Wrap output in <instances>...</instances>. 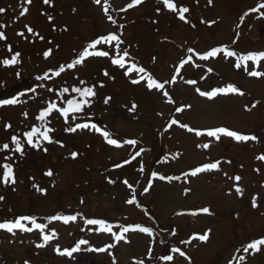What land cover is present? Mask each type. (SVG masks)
Returning a JSON list of instances; mask_svg holds the SVG:
<instances>
[{
  "label": "rangeland",
  "instance_id": "1",
  "mask_svg": "<svg viewBox=\"0 0 264 264\" xmlns=\"http://www.w3.org/2000/svg\"><path fill=\"white\" fill-rule=\"evenodd\" d=\"M173 2L178 9H190L185 13L188 23L159 0H143L132 10H126L132 0H101L100 4L95 0H51L48 5L43 0H32L30 5L26 0H0V7L6 9L0 14V31L7 37L0 40V61L16 51L21 53L18 64H0V92L5 85L16 93L17 84L25 83L20 94L5 98H18L16 105L0 107V164L11 163L16 178L14 185L0 181V196L4 197L0 222L14 221L19 214L32 216L48 225L46 234L55 230L58 236L38 248L36 245L43 243L38 230H16L15 235L0 230V264H114V260L115 264H264V245L259 246L260 251H244L249 243L264 238V161L257 159L264 155V77L249 76L241 60L249 53L264 51V0ZM25 7L29 11L20 15ZM26 26L34 32L28 33ZM108 34L120 35L123 43L102 41L96 49H88L108 51V57L90 56L83 64L67 69L94 40ZM214 47L236 55L221 53L208 61L200 59ZM190 48L195 51L189 52ZM49 49L51 55L45 58ZM125 51L128 57H124ZM189 56L191 61L179 67ZM119 58L125 60L124 68L112 64V59ZM236 63L241 68L237 69ZM61 65L66 71L57 77L54 72ZM140 67L146 73L135 70ZM247 67L264 71V60L259 68L247 61ZM147 73L158 82L174 80L165 83L164 89L174 103L161 91L148 90L144 81L131 83ZM45 74L50 78L37 79ZM187 80L197 83L188 84ZM228 84L245 94H219L209 99L195 91ZM91 86L96 92L89 98L91 107L74 114L75 119L70 115L65 123L55 112L46 121L38 119L49 103L66 107L67 99L79 95L72 91L74 87ZM64 87L69 92L61 95ZM31 88L36 91H29ZM108 97L111 99L105 103ZM133 104L135 111L130 110ZM178 107L184 110L178 112ZM173 119L205 134L189 132L179 124L168 128ZM76 123L95 124L101 131L91 127L67 130ZM45 126L54 129L52 143L40 142L48 151L27 145L24 133ZM217 127L258 139L238 142L221 134L217 141L206 135V130ZM105 130L122 146L109 145L102 135ZM13 135L20 139L23 155L14 152ZM130 139L137 144L123 143ZM4 143L9 144V150H2ZM72 153L78 155L73 158ZM8 156L12 159L6 160ZM217 161L218 170L184 176ZM49 170L52 176L46 175ZM160 176L180 179L161 180ZM236 176L241 177L238 182ZM124 180L133 187L128 188ZM133 197L138 203L128 204ZM254 199L256 207L252 206ZM203 208L209 212L204 213ZM54 215H77V219L67 224L48 219ZM86 219H104L117 233L121 224L140 225L152 229V235L130 231L125 234L126 241L117 242L112 233L87 225ZM204 234L207 241L199 239ZM80 239L89 244L82 245L71 258L55 251L57 245L61 250L70 249ZM109 244L115 246L105 252L84 250ZM164 255H172L173 260H164Z\"/></svg>",
  "mask_w": 264,
  "mask_h": 264
},
{
  "label": "snow or ice",
  "instance_id": "2",
  "mask_svg": "<svg viewBox=\"0 0 264 264\" xmlns=\"http://www.w3.org/2000/svg\"><path fill=\"white\" fill-rule=\"evenodd\" d=\"M160 3H162V5L164 6V8H166L168 11H171L173 13H178V17L181 21H184L185 23H188L186 17H185V13H188L190 11V9L186 6H182L179 9L177 8V4L173 2V0H159ZM209 4L212 3V0H208ZM27 4H31L32 0H26ZM43 3L48 5L51 3V0H43ZM96 4H100L101 0H95ZM141 3H143V0H132V3L128 4V8H132L134 6L140 5ZM261 7H264V3L261 4ZM162 9H157V12H160ZM6 11L5 8L0 7V14L4 13ZM29 11V9L27 7L23 8L22 12L20 13V15H24ZM105 13H107L108 9L104 8ZM254 11H256V9H254ZM49 19L51 20L52 18L49 17ZM108 19L111 20L112 17L108 16ZM212 23H215V21H212ZM194 26V25H193ZM26 30L28 33H33L34 30L31 27L26 26ZM37 36H39V33H35ZM20 36H24V33L21 32L19 33ZM7 37L5 35L4 32L0 31V40H6ZM40 39H43L42 36H40ZM104 43H111L113 41L117 42V44L123 43V41L121 40V36L117 35V34H108L106 36H101L99 39L94 40L89 46L88 48H86L80 55L79 58L73 60L71 63L67 64V69H72L75 68L77 65H81L84 63L85 58L90 57V56H99V57H108L109 56V52L108 51H89L88 49H96L97 45H100L101 42ZM8 51L11 53L12 52V48L11 46H8ZM189 52H194V49H189ZM222 49L221 48H212L211 50L203 53L202 55H200L199 53H196L197 55H200V59L201 60H208L209 58H215L217 57V55L219 53H221ZM226 51V50H225ZM21 53L19 51H16L11 58H5L2 61H0V64L4 65V66H14L16 64L19 63V57H20ZM51 55V49H49L48 51H46L44 53L45 58H47L48 56ZM124 57H128L129 53L127 51H125L123 53ZM226 55L231 57V56H235L236 53L233 51H226ZM192 57L189 56L187 59L182 60L180 62L179 67H183L185 64H188L189 61H191ZM241 60L245 62V70L247 71V74L251 77H256V78H260V77H264V71L261 70H250L247 67V61H253L256 64V67L259 68L260 67V61L264 60V51L262 52H252L249 53L245 56L241 57ZM112 64L114 65H118L120 68H124L125 67V60L123 58H119V59H112ZM235 67L237 69L241 68V64L240 63H236ZM133 68H135V65H133ZM138 73L144 74L146 73V69L143 67H140L138 69H135ZM66 68L65 66L61 65L59 66L58 70H56L54 72V75L59 77L61 75V73L65 72ZM209 72L212 71L211 68L208 69ZM130 74V73H127ZM20 74L17 73V76H19ZM105 76H108L109 73L107 71L104 72ZM177 75H179V72L177 71ZM50 77L47 76V74L43 75V76H38L37 79L38 80H45L48 79ZM144 81L145 82V86L148 90H157V91H161L164 97L168 98V102L169 103H174V101L171 99V97L169 96L168 91L164 90L165 89V83H173L174 80H170V81H166V82H158L156 78L153 77V75L151 73H147V76L145 77L144 75H141L139 78L137 79H132L131 83L132 84H141V82ZM81 84H84L85 81H80ZM186 83L188 84H196L197 81L196 80H187ZM101 87H103V85H100ZM95 86H91V87H74L72 89L73 92L79 94L77 97L72 98V99H67L66 100V107L64 106H58L56 103H49L43 110L40 111L38 119L40 121H46V118L51 116L53 114V112L57 113L59 116H61L65 123L68 122L70 115H72V118L75 119V115L76 113H82L85 109V107H91V100L89 99L90 97H95L96 96V92H95ZM49 91H52V89H48ZM29 91L31 92H35L36 88H31L29 89ZM195 91L197 93H199L200 96L203 97H208L209 99L216 97L219 94H229V93H237L241 96H243L245 93L243 91H241L238 87H236L233 84H228L226 87H217L211 91H201L200 88H196ZM69 92V88L68 87H64L62 89V93H68ZM23 95V93H22ZM111 97H108L105 99V103H108V100H110ZM18 98L13 97L11 99H0V107L6 106V105H16L18 103ZM137 106L135 104L132 105V108L130 109L131 111H135V108ZM187 107H191L190 105H188ZM253 107H255V105H253ZM183 108H177L176 111L181 112L183 111ZM25 115H27V113H25ZM50 122V121H49ZM175 124H179V126L181 128H185L187 129V131L189 132H196L197 135H204L205 132L203 131H198L196 129H193L192 127H189L187 124H181L179 123V121L173 119L171 121V123L168 125V128H171L172 125ZM7 128H11V124L6 125ZM95 129L96 131H101V129L97 128L95 124L90 125L89 123H76L75 126H69L68 127V131L70 132H76L77 129H89V128ZM54 129L51 127H47L45 126L43 130H41L40 127H33L30 131L24 133V136H26V143L27 145L31 146L32 148H37V149H41L44 152H47L48 149L46 147H42V144L40 143L41 141L47 142V143H52V137L50 136V133L53 132ZM165 131H167V129H165ZM221 134H223L224 136L227 137H232L234 138L236 141H249V140H257L258 138L255 135L249 136V135H244L241 134L237 131H233V130H229L226 127H217L214 129H210V130H206V135L208 137H214L217 141L220 140L221 138ZM103 137L106 139L107 143L109 145H113L116 147H121L122 144L120 141H118L117 139L111 138V134L108 131H103L102 132ZM11 143L15 145L14 148V152L16 153H20L21 155L24 154V147L21 144L20 139L13 135L11 137ZM123 143L128 144V145H135L137 144V141L134 139H130V140H126ZM204 148H208L209 144H204L203 145ZM2 150H9V144L8 143H4L2 145ZM78 154L77 153H72L73 158H75ZM140 153L137 152L136 156H139ZM136 156H133L132 159H135ZM6 160H11L12 157L8 156L5 157ZM258 160H262L264 161V155H260L257 157ZM129 161H125V163H128ZM230 163V161H229ZM219 164L220 162H214V163H206L204 165H202L201 167H197L194 170H192L190 173H184V176H196L198 173L204 172V171H208V170H218L219 168ZM117 167H121V165H117ZM143 169H141L142 171ZM258 171V170H257ZM46 175L48 176H52L53 173L51 170H49ZM153 175L155 176L156 173H153ZM159 179L161 180H179L180 177H165V176H160ZM241 179V177L236 176L235 180L238 182ZM0 181H2V183L4 185H9L11 184H15L16 183V178H15V172H14V167L11 163H2L0 164ZM110 183H114V181H109ZM124 184H126L128 186V188H132V184H130L128 182V180H124L123 181ZM150 187V186H149ZM236 192L239 193L240 195H243V190L240 187H236ZM42 191H46V190H42ZM145 191H148V189L146 188ZM188 190H186L187 193ZM4 197L0 196V200H3ZM134 199L135 197H133V199H129L127 200L128 204H133L134 203ZM81 203H83V201H81ZM252 206L256 207V201L255 199L252 202ZM201 211H203L204 213H208L209 209L208 208H203ZM79 215V214H77ZM77 215H54L50 218H48L51 221H63V223L67 224L69 222H74L77 219ZM25 221L29 222V223H25ZM86 224L90 225V226H99V230L103 231V232H110L112 233V235L114 236L115 240L117 242L125 240L126 241V233H129L130 231H140L142 233H146L149 236L152 235V229L148 228V227H142L140 225H135V226H125L123 224L119 225V229H121V231H119V233L117 232H113L112 231V225H110L106 220L104 219H86ZM29 224H31V227L29 226ZM48 228V225L45 223H38L35 217L32 216H21L17 219H15L14 221H5V222H0V230H5L8 233H11L13 235H15L16 230L22 231V232H32L34 230H38L41 235H42V240L43 243L41 244H37L36 246L38 248H42L45 247L47 245V243L51 240H53L54 238H58L57 233L55 232V230H53L51 232V234H46L45 233V229ZM195 238V237H194ZM208 235L204 234V235H200L199 239L201 241H207L208 240ZM89 241L86 239H80L75 246L71 247L70 249L65 248L63 250H61L60 246L57 245L55 247V251L61 255V256H68L69 258L73 257L74 253H77L79 251H81V246L82 245H88ZM260 245H264V238L261 239H256L253 242L249 243L247 245V247L244 248V251L247 252L249 249H253L255 251H260ZM115 245L113 244H109L107 245V248H86L84 250L86 251H95V252H105L107 251V249L113 248ZM173 252L179 253V255L184 256L185 253L183 251H181L179 248H173L172 249ZM150 255V253H149ZM164 260L166 261H172L173 260V256L172 255H164L162 257ZM27 264V262H26ZM114 264H115V260H114ZM137 264H144L143 261H138Z\"/></svg>",
  "mask_w": 264,
  "mask_h": 264
},
{
  "label": "trees",
  "instance_id": "3",
  "mask_svg": "<svg viewBox=\"0 0 264 264\" xmlns=\"http://www.w3.org/2000/svg\"><path fill=\"white\" fill-rule=\"evenodd\" d=\"M135 7V6H134ZM134 7H132V8H126V10H132ZM222 49V51H221V53H226V51L225 50H223V48H221ZM221 53H219V54H221ZM218 54V55H219ZM210 59V58H209ZM208 59V60H209ZM207 60V61H208ZM203 61H206V60H203ZM24 82H20L19 84H17L18 85V87H17V92L15 93L14 91L15 90H13V88H6V86L4 85V87H2V90H1V92H0V99H5L6 98V96L8 95V94H12V93H15L16 95L17 94H20L21 93V90H22V88L24 87ZM25 87H27V86H25ZM165 87H166V84H165ZM10 99V98H9ZM135 203H138L137 202V200H134V204ZM20 216H22V214H19Z\"/></svg>",
  "mask_w": 264,
  "mask_h": 264
}]
</instances>
